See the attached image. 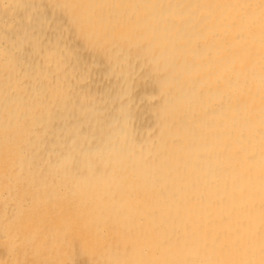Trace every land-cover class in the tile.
I'll use <instances>...</instances> for the list:
<instances>
[{
  "label": "bare ground",
  "instance_id": "bare-ground-1",
  "mask_svg": "<svg viewBox=\"0 0 264 264\" xmlns=\"http://www.w3.org/2000/svg\"><path fill=\"white\" fill-rule=\"evenodd\" d=\"M2 167L63 264H264V0H0Z\"/></svg>",
  "mask_w": 264,
  "mask_h": 264
},
{
  "label": "rangeland",
  "instance_id": "rangeland-1",
  "mask_svg": "<svg viewBox=\"0 0 264 264\" xmlns=\"http://www.w3.org/2000/svg\"><path fill=\"white\" fill-rule=\"evenodd\" d=\"M254 27L253 28H249V32H247V33H249V34H251V35H255V33H253L254 32ZM259 34V33H258ZM261 35H259V37H260ZM4 168V169H3ZM7 169H6V167H2V168H0V172H2V171H6ZM0 176H1V173H0ZM7 211H9V212H11V210L10 209H8ZM6 217H9V216H6ZM12 217H15L14 215H13V213H12V215H11V218ZM15 218H17V217H15ZM15 218H12V219H10V220H13V221H15V222H17L16 220H15ZM6 218L4 219V222H5V226H6V229H5V227L2 229H0V232H2L4 235L5 234H8V232H9V234L8 235H10V232H11V234H12V230L14 229V224H13V222L12 223H10V224H7L6 225V223L7 222H9L10 220L8 219L7 220V222H6ZM3 222V223H4ZM19 223V222H18ZM11 224H13V226H10L9 227V225H11ZM16 224V223H15ZM8 226V227H7ZM4 229H5V231H4ZM8 229V230H7ZM16 234V233H15ZM73 234H77V232L76 231H74V233ZM17 235V234H16ZM13 236V234L11 235V236H9L10 238ZM23 236H24V234L22 235V236H15V238H11L12 240V242L10 241V243L11 244H13V250L11 249V245H10V243H9V246H8V249H9V247H10V249L9 250H11L10 251V253L9 254H7L6 256H4L1 260H0V264H63L61 261H60V259L59 258H56V257H53L51 254L50 255H48L47 253H45L44 251H45V249H47V246H44V247H46V248H43V246H42V244H41V240H40V235L39 236H37V237H34L35 239H34V246L31 248V251H30V249H28V250H26L24 247H26L25 246V244H24V238H23ZM26 236V235H25ZM24 236V237H25ZM16 240V241H14V240ZM75 239H77L76 238V236H75ZM19 240V241H18ZM25 240H26V238H25ZM39 240H40V242H39ZM17 242V243H16ZM78 240H74L73 242H71V244L69 243V245L66 247V249L67 250H70V249H73L75 252H80V253H84L87 249H83L85 246H81V245H79L78 244ZM14 243H16V244H14ZM19 243V246L17 245ZM37 243V244H36ZM39 243V244H38ZM76 243V244H75ZM16 245V246H15ZM21 245V246H20ZM37 245V246H36ZM51 245H52V243H51ZM15 248H16V250H15ZM42 248L44 249V251H42ZM42 251V252H41ZM25 252V253H24ZM27 252V253H26ZM44 252V253H43ZM79 254V253H78ZM29 255H30V257H29ZM52 258H51V257ZM50 257V258H49ZM88 257H89V255H86V258L88 259ZM33 258V259H32ZM84 259V258H83ZM89 259H90V257H89ZM88 259V260H89ZM3 260V261H2ZM49 260V261H48ZM77 263L78 264H83L84 263V260H82V259H78L77 260Z\"/></svg>",
  "mask_w": 264,
  "mask_h": 264
}]
</instances>
